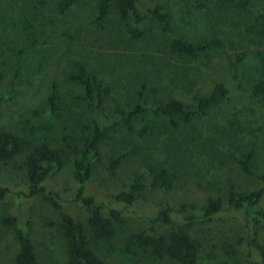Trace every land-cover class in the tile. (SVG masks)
Returning a JSON list of instances; mask_svg holds the SVG:
<instances>
[{
  "label": "rangeland",
  "instance_id": "obj_1",
  "mask_svg": "<svg viewBox=\"0 0 264 264\" xmlns=\"http://www.w3.org/2000/svg\"><path fill=\"white\" fill-rule=\"evenodd\" d=\"M94 1L80 0L59 14L58 0H0V130L57 148L59 130L65 129L79 146L81 138L89 135L88 122L95 119L105 138L98 145L100 159L84 185L85 194L102 204L107 216L106 210L112 206L109 196L125 190L135 176H141L146 187L133 207L123 211L121 221L113 224L115 251L91 242L94 254L105 264H176L167 259L122 256L117 250L129 234L145 230L146 219L161 208L183 205L198 215L209 198L224 200L228 191L262 190L260 205L264 209V189L258 180L264 167V94L252 92L255 83L264 82V60L261 64L259 54H264V41L245 30L249 24L264 23V2L226 0L228 8L219 10L215 0H140L142 12L157 4L167 11L170 32L148 22L140 26L145 37L134 43L121 37L113 9L104 29L90 23ZM26 13L42 61L38 65V59L26 52L19 60L22 71L13 82L16 61L11 51L23 44L16 20ZM175 36L188 42L214 37L222 47L196 60L180 59L167 52V44ZM141 53L147 56L145 60ZM73 62H79L108 88L98 108L87 105L79 85L68 79ZM140 83L145 86L142 90L138 89ZM215 83L225 87V97L205 116L175 130L164 129L161 119L150 115L144 121L135 120L130 132L120 124L112 126L119 121L115 106L127 110L140 103L148 109L168 98L191 103L208 94ZM10 91V98H5ZM51 92L59 98L58 116L50 131L31 137L23 131L21 120L41 107ZM228 121H236L239 130L229 129ZM144 127L147 130L142 132ZM245 151L253 155L248 173L236 163ZM116 159L118 164L111 170L110 162ZM73 160V155L65 156L63 167L48 177L45 187L56 192L64 210L85 225L87 215L74 201ZM22 162L23 156L0 163V188L6 190L0 199V264H14V229L28 236L41 264H68L58 213L39 198L25 197ZM148 166L173 174L169 191L148 186ZM4 216L15 217L16 225L3 226ZM188 232L198 243V264H251L244 247L236 242L245 232L241 212H222L209 222L198 220ZM257 236L264 246V229Z\"/></svg>",
  "mask_w": 264,
  "mask_h": 264
},
{
  "label": "trees",
  "instance_id": "obj_2",
  "mask_svg": "<svg viewBox=\"0 0 264 264\" xmlns=\"http://www.w3.org/2000/svg\"><path fill=\"white\" fill-rule=\"evenodd\" d=\"M80 0H58L56 10L59 14L66 13ZM140 0H95L90 14V23L99 30L105 28L108 15L113 9L117 22L120 25L121 37L129 42H138L145 37V32L140 26L148 22H155L162 32H170L169 14L161 5L142 12L138 8ZM264 2V0H262ZM217 9L228 8L226 0H215ZM27 9V8H26ZM28 9L26 10V12ZM19 34L22 38V46L14 48L11 53L15 59L12 67L13 82L22 71L20 58L26 52L34 55L41 64L42 55L37 46V39L32 23L26 14H20L16 20ZM247 33L264 41V23L256 22L247 25ZM222 42L217 38L202 39L197 42H188L181 36L172 37L167 44V52L180 59L196 60L205 56L208 52L220 49ZM263 64L264 54L259 52ZM141 59L147 56L141 53ZM79 85L83 100L87 105L98 108L103 97L108 92L106 86H102L96 76L88 72L79 62L71 64V73L68 78ZM144 83L138 85V89L144 88ZM11 92L5 94L9 99ZM255 95L264 94V82H257L252 87ZM226 95V89L221 83H215L210 92L200 96L191 103H183L179 100L168 98L151 108H145L140 103H134L129 109L122 110L114 107L118 116V122H112V126L119 124L126 130H132L135 120H146L148 115L161 119L164 129L175 130L180 124H187L195 117L205 116L208 111ZM59 98L51 92L47 95L44 104L35 108L29 118L21 120L23 131L29 136L35 137L41 132L50 131L53 120L58 116L60 105ZM229 129L239 130L236 121H228ZM89 135L81 138L78 146L77 140L67 133L65 129L59 130L57 148H51L44 141L28 140L25 137L15 135L6 130H0V163L7 164L23 156L21 171L25 197L39 198L47 203L58 213V230L64 241L68 264H105L93 252L91 242L105 246L108 252L115 251L112 243L114 236V223L121 221L123 211L133 207L140 193L145 189L141 176H135L126 186L125 190L118 191L109 196L112 206L106 210L93 197L86 195L84 185L91 175L94 166L99 162V143L105 138L104 131L98 126L95 119L87 124ZM144 127L142 132L146 131ZM73 155L72 180L76 185L74 201L77 202L87 215L85 225L73 219L63 208L58 194L47 190L45 182L48 177L64 165V157ZM253 155L251 151L243 152L236 160L239 169L249 172ZM118 164V160L110 162L111 170ZM149 187L161 192L169 191L173 186L174 176L171 172L159 166H148ZM258 180L264 189V167L258 176ZM6 190L0 188V199L4 197ZM262 190H252L235 193L228 191L224 200L209 198L202 206L200 213L195 215L181 205L179 208H161L154 215L146 219V229L129 234L117 252L122 256H142L152 260H170L176 264H198V243L193 240L188 232L198 220L209 222L222 212H241L244 215L245 232L236 240L237 245H242L246 255L251 259V264H264V246L258 239L257 232L264 229V209L261 207ZM180 215V217H176ZM180 222H183L181 224ZM17 219L12 216H4L1 224L13 228ZM164 229L165 233H159ZM13 235L17 242V251L13 258L14 264H41L34 251V247L28 236L20 229H14Z\"/></svg>",
  "mask_w": 264,
  "mask_h": 264
}]
</instances>
